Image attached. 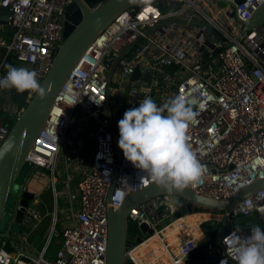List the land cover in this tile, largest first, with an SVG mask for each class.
Returning a JSON list of instances; mask_svg holds the SVG:
<instances>
[{"label": "built area", "instance_id": "1", "mask_svg": "<svg viewBox=\"0 0 264 264\" xmlns=\"http://www.w3.org/2000/svg\"><path fill=\"white\" fill-rule=\"evenodd\" d=\"M226 1L231 4L215 8L211 4L218 0H140L99 32L54 97L25 158L33 169L52 170L56 199L62 194L56 173L64 178L70 175L71 165H78V206L74 209L70 201L72 215L62 230L61 246L53 259L46 257L48 246L37 255L13 253L4 248L6 240L0 235V264H107L108 195L116 171L119 178L111 198L114 209L120 208L131 193L155 183L127 161L123 151L118 163L106 109L108 97L117 129L125 111L138 107L145 96L158 106L181 93L197 99L194 110L198 114L187 135L205 171L198 182L188 186L195 193L228 200L264 179V24L244 32L242 23L264 0H244L240 4L237 0ZM73 2L0 0L1 31L5 26L3 8L10 7L13 12L7 18L11 34L0 38L4 50L0 78L6 75V63L35 70L39 82L48 74L65 40L66 11ZM167 7L172 8L165 11ZM137 68L140 76L133 79ZM148 72L149 78L143 79ZM11 91L0 88V96L8 94L12 98ZM30 98L28 94L27 100ZM69 100L77 103L70 105ZM24 107L21 104L9 111L7 105L0 104V148L13 126L11 114L18 116ZM79 109L85 113L80 119L75 116ZM72 127L75 129L70 134ZM62 156L66 166L58 171ZM29 184L24 183L22 189L28 190ZM178 209L173 194H160L132 208L127 220L146 224L152 230L144 242L162 235L164 228L177 219ZM261 210L264 189L241 200L230 211H204L218 215L214 219L227 218L233 227L222 238L219 250L224 253L217 264H238L230 234L237 230L244 243L253 225L264 229ZM239 216L254 219L247 225H235L234 219ZM57 220L55 215L54 222ZM203 237L204 232L198 237L191 234L180 240L176 250L166 243L167 264H185ZM140 244L125 251L124 264H138L132 250ZM208 250L212 251L211 243Z\"/></svg>", "mask_w": 264, "mask_h": 264}, {"label": "water", "instance_id": "2", "mask_svg": "<svg viewBox=\"0 0 264 264\" xmlns=\"http://www.w3.org/2000/svg\"><path fill=\"white\" fill-rule=\"evenodd\" d=\"M139 1L100 0L96 6L90 7L83 0H74L66 11L64 21L65 40L55 55L50 71L39 82L45 88L46 96L41 98L36 92L31 93V90L18 93L15 88H11L12 102L25 104V107L18 114L9 135L0 148V151L4 152L3 158L0 159V235L6 240L4 248L7 251L13 253L24 251L22 247L26 241L22 236L25 234L26 229H34L38 223L34 204L37 194L31 188L28 190L22 189V185L29 181L34 170L31 165L25 163V158L48 116L54 97L83 52L99 32L121 11L139 3ZM218 1L231 4L226 0ZM237 2L240 4L244 0H237ZM3 10V22L7 24L8 15L13 12L10 7H4ZM242 23L244 32L262 26L264 24V3L249 20ZM127 50L128 48L123 51L122 55L116 60L115 65ZM112 73L113 68L109 74V81ZM149 74L148 72L142 76L143 79H148ZM139 76L140 70L137 68L132 78L137 79ZM28 94H31L30 100H27ZM106 109L111 120L117 160L120 163L122 149L118 146L119 129L115 127L109 97L106 102ZM9 145H11L10 148ZM25 177L26 180L23 182ZM118 178L119 170L116 171L108 195L109 246L107 264H124L125 251L151 235L152 230L148 229L146 224L128 222L127 220L129 211L147 199L160 194H173L174 200L179 206L175 216L179 218L183 214L204 212L205 210L230 211L241 200L260 189H264V179H261L228 200H215L199 195L188 187L183 191L167 193L163 188L153 183L141 191L131 193L120 208L114 209L111 198ZM22 182V185L19 184ZM163 225H166V222H163ZM201 228L205 237L199 240V248L189 255L185 264H217L224 253L223 250H219V248H222V238L233 229L227 218L223 220L206 219L201 223ZM209 243H211V252L208 250Z\"/></svg>", "mask_w": 264, "mask_h": 264}, {"label": "clouds", "instance_id": "3", "mask_svg": "<svg viewBox=\"0 0 264 264\" xmlns=\"http://www.w3.org/2000/svg\"><path fill=\"white\" fill-rule=\"evenodd\" d=\"M120 24L124 25V21ZM4 67L7 72L0 78V88H15L18 93L31 90L41 98L46 96L35 70L8 63ZM76 103L69 100L70 105ZM197 104V99L183 93L169 98L161 106L150 96H145L138 107L126 110L118 121V146L125 159L167 193L183 191L198 182L205 171L188 143L187 135L190 124L196 121L198 113L194 109ZM3 155L0 151V159ZM230 242L238 264H264V229L261 227L253 225L244 243L234 230Z\"/></svg>", "mask_w": 264, "mask_h": 264}, {"label": "rangeland", "instance_id": "4", "mask_svg": "<svg viewBox=\"0 0 264 264\" xmlns=\"http://www.w3.org/2000/svg\"><path fill=\"white\" fill-rule=\"evenodd\" d=\"M87 2V4L90 3V0H85ZM212 7L215 6V8H219L221 6L227 5L225 3L222 2H216L213 4H211ZM172 7H167L164 8L165 11H168L169 9H171ZM128 90L129 87L127 88V93L125 95V106L127 103V99H128ZM0 104L2 106L7 105V107L9 108V111H13L15 110L16 107H19V105L21 104H15L12 102V99L8 96V94L4 95V96H0ZM9 105H12L11 107H9ZM17 105V106H16ZM6 114H8L7 112H5ZM75 116L77 118H82L85 117V113L84 111H81L80 109L77 111V113L75 114ZM16 115L15 114H11V118H13V121H16ZM14 124V123H13ZM74 127L71 128L70 130V134L73 133L74 131ZM66 166V162H65V157L62 156L61 159L58 161V166H57V170L61 171V168H65ZM72 169V168H71ZM56 176L58 178V184L57 187L60 188L61 187V178L59 177V172L56 173ZM26 180V177L24 178L23 182ZM19 183V184H23ZM29 188L32 187L31 184H33L35 186V188H39V190L41 191V193L47 198L48 203H50V208L51 209V213H52V217L51 220H47L48 223V227H47V236L46 239L43 241H41L39 244V247L42 246H48L47 252H46V257L48 259H53L57 249L60 247V243L62 242V236H61V220L64 218V214L65 210H70L69 207H67L69 204L66 203V201L64 200L63 196H57L58 198L56 199L55 197V191H54V187H53V180H52V170L51 169H39L36 168L33 170L30 178H29ZM33 189V188H32ZM52 196V197H51ZM68 204V205H67ZM56 209H58V221L55 223L54 222V217H55V211ZM211 212H213L211 210ZM193 213H203V212H193ZM210 217L205 218L208 219ZM179 219V218H178ZM241 219V216L236 217L234 219V223H237L239 220ZM254 219L253 217H251L249 220ZM204 221V219H202ZM3 226V225H2ZM203 232V231H202Z\"/></svg>", "mask_w": 264, "mask_h": 264}, {"label": "crops", "instance_id": "5", "mask_svg": "<svg viewBox=\"0 0 264 264\" xmlns=\"http://www.w3.org/2000/svg\"><path fill=\"white\" fill-rule=\"evenodd\" d=\"M11 34V27L8 24H5L4 30H0V38H8ZM4 56V50L0 47V61L3 59ZM12 105H9L11 107ZM72 168V169H71ZM61 178V176L59 175ZM78 179V165L73 164L70 166V175L69 176H64V178H61V187L59 188L62 191L61 196H63L64 200L66 203H68L67 207H69L70 210H65L64 218L61 220V229L69 223V219L72 215L71 212V202H73L74 209L77 208L78 206V201H79V195H78V190L76 188V182ZM32 187L31 189L34 190L37 194V198L34 202L35 204V215H37L38 223L34 229H26L25 234L22 236V238L25 239V244L23 245V250L37 255L41 249L45 246L39 247V243L43 240L46 239L47 236V227L48 223L47 220H51V209L50 208V203H48L47 198L41 193L39 188H35L33 184H31ZM52 197V196H51ZM58 209L55 211V215H57L58 218ZM58 221V220H57ZM62 232V231H61ZM62 236V233H61ZM62 243V242H61ZM60 243V246H61ZM177 244V242H176Z\"/></svg>", "mask_w": 264, "mask_h": 264}, {"label": "bare ground", "instance_id": "6", "mask_svg": "<svg viewBox=\"0 0 264 264\" xmlns=\"http://www.w3.org/2000/svg\"><path fill=\"white\" fill-rule=\"evenodd\" d=\"M217 216L209 212L185 214L166 226L161 232L162 235L158 234L141 242L140 245L132 250V254L138 264H167L166 243L176 250L180 240L187 238L191 234L197 237L202 235V229L199 227L203 221L202 219L205 220L207 217L213 218Z\"/></svg>", "mask_w": 264, "mask_h": 264}, {"label": "trees", "instance_id": "7", "mask_svg": "<svg viewBox=\"0 0 264 264\" xmlns=\"http://www.w3.org/2000/svg\"><path fill=\"white\" fill-rule=\"evenodd\" d=\"M100 0H90V3L88 4L90 7H94L98 4ZM12 123H15L14 121ZM185 215V214H183ZM250 218H244V217H241V219L237 222V223H234L235 225H247L249 223H251L253 221V219L249 220Z\"/></svg>", "mask_w": 264, "mask_h": 264}]
</instances>
